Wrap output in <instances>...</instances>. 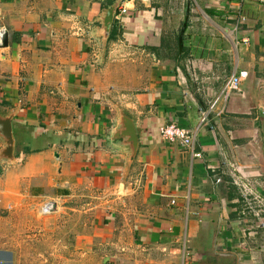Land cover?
<instances>
[{"label":"crops","instance_id":"obj_1","mask_svg":"<svg viewBox=\"0 0 264 264\" xmlns=\"http://www.w3.org/2000/svg\"><path fill=\"white\" fill-rule=\"evenodd\" d=\"M0 21V120L12 138L5 159L0 134L2 214L91 193L110 209L95 234L118 264H264V7L0 0ZM169 124L189 132L190 147L161 140Z\"/></svg>","mask_w":264,"mask_h":264},{"label":"rangeland","instance_id":"obj_2","mask_svg":"<svg viewBox=\"0 0 264 264\" xmlns=\"http://www.w3.org/2000/svg\"><path fill=\"white\" fill-rule=\"evenodd\" d=\"M98 198L89 193L66 203L25 199L9 213L0 210V252L9 254L0 264H118L115 249L102 248L95 234L100 223L109 225L103 214L110 209ZM50 202L53 210L43 212Z\"/></svg>","mask_w":264,"mask_h":264},{"label":"built area","instance_id":"obj_3","mask_svg":"<svg viewBox=\"0 0 264 264\" xmlns=\"http://www.w3.org/2000/svg\"><path fill=\"white\" fill-rule=\"evenodd\" d=\"M244 0H238V2H242ZM256 3L264 7V0H255ZM120 14H125V9H119ZM7 29L4 26V24L0 21V58L3 56L2 49L4 47V39L6 37ZM246 43V41H243ZM248 75L246 72L241 71L235 76H230V78L225 82L222 91H221V98L223 101H227L229 95L231 92H234L238 89V86L241 82L245 81L247 79ZM220 100V97H215L210 104L207 106L205 110L201 111V116L199 119L200 124H205L209 120V114L215 113L217 109L218 102ZM158 134L162 141L167 143H177L182 147H190L192 143V137L186 130H183L181 128H178L174 126L173 124L164 125L162 127L158 128ZM193 157L199 158V154H193ZM55 206V203H46L43 208L49 207V209L53 210V207ZM42 208V209H43ZM49 210V211H51ZM48 212V211H47ZM46 213V212H45Z\"/></svg>","mask_w":264,"mask_h":264},{"label":"water","instance_id":"obj_4","mask_svg":"<svg viewBox=\"0 0 264 264\" xmlns=\"http://www.w3.org/2000/svg\"><path fill=\"white\" fill-rule=\"evenodd\" d=\"M114 13H115V8H112L105 13L104 25L106 27V30H108L110 27V23L112 21ZM180 43H181V36L178 39L179 50H181ZM123 126L125 129L124 136H126L129 139L134 149L136 146V138L133 131V126L131 122L126 118H123ZM0 134L5 140V144H6V148L3 151V156L5 159H10L11 150H12V138H11L10 125L8 120H0Z\"/></svg>","mask_w":264,"mask_h":264},{"label":"bare ground","instance_id":"obj_5","mask_svg":"<svg viewBox=\"0 0 264 264\" xmlns=\"http://www.w3.org/2000/svg\"><path fill=\"white\" fill-rule=\"evenodd\" d=\"M53 208H54V207H53ZM49 210H51V209H49V207H45V208L42 209L43 212H47V211H49Z\"/></svg>","mask_w":264,"mask_h":264}]
</instances>
